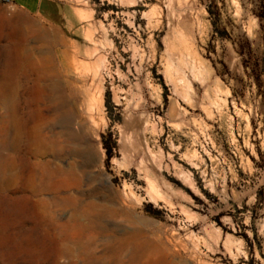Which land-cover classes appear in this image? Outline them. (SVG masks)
Wrapping results in <instances>:
<instances>
[{
  "label": "rangeland",
  "instance_id": "1",
  "mask_svg": "<svg viewBox=\"0 0 264 264\" xmlns=\"http://www.w3.org/2000/svg\"><path fill=\"white\" fill-rule=\"evenodd\" d=\"M17 3L0 264H113L125 237L129 264H264V0Z\"/></svg>",
  "mask_w": 264,
  "mask_h": 264
},
{
  "label": "bare ground",
  "instance_id": "2",
  "mask_svg": "<svg viewBox=\"0 0 264 264\" xmlns=\"http://www.w3.org/2000/svg\"><path fill=\"white\" fill-rule=\"evenodd\" d=\"M42 185L43 184H40L41 187H43ZM91 223L93 224L92 225L93 228H97V227H99L100 219L97 217V219L95 220V217H94V219L93 218L91 219ZM77 225L84 227V225L81 222H78ZM90 238H91L90 242L86 246L83 245L82 246L83 248L87 249V248H93L94 247L95 242H96V237H95V235H92ZM113 242L114 243H110L107 246V248L110 251V256L99 257L100 260H105L107 258H110V260L112 261L113 264H129V263H133V262L137 261L141 257V255H138V253L133 254L131 257L126 256V252L131 248L132 245H134V247H136V248L141 245V243H139V241H136L135 238L125 237V238H121V239H118V240L113 241Z\"/></svg>",
  "mask_w": 264,
  "mask_h": 264
},
{
  "label": "crops",
  "instance_id": "3",
  "mask_svg": "<svg viewBox=\"0 0 264 264\" xmlns=\"http://www.w3.org/2000/svg\"><path fill=\"white\" fill-rule=\"evenodd\" d=\"M17 5L27 12H43L45 7L50 4H61L67 0H17Z\"/></svg>",
  "mask_w": 264,
  "mask_h": 264
},
{
  "label": "trees",
  "instance_id": "4",
  "mask_svg": "<svg viewBox=\"0 0 264 264\" xmlns=\"http://www.w3.org/2000/svg\"><path fill=\"white\" fill-rule=\"evenodd\" d=\"M209 11L212 13V9H209ZM247 42L245 43V44H243V45H241L243 48L245 47V46H247ZM108 152H109V159L112 157V154H113V150L110 148V149H108Z\"/></svg>",
  "mask_w": 264,
  "mask_h": 264
},
{
  "label": "built area",
  "instance_id": "5",
  "mask_svg": "<svg viewBox=\"0 0 264 264\" xmlns=\"http://www.w3.org/2000/svg\"><path fill=\"white\" fill-rule=\"evenodd\" d=\"M0 1L4 3H16V0H0Z\"/></svg>",
  "mask_w": 264,
  "mask_h": 264
}]
</instances>
